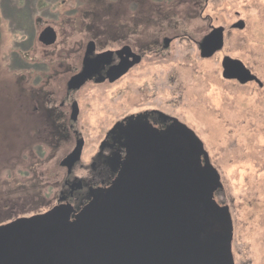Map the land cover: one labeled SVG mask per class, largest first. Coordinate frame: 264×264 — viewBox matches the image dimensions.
<instances>
[{"label":"rangeland","instance_id":"rangeland-1","mask_svg":"<svg viewBox=\"0 0 264 264\" xmlns=\"http://www.w3.org/2000/svg\"><path fill=\"white\" fill-rule=\"evenodd\" d=\"M0 7L9 12L0 49L9 58L17 55L13 42H20L16 57L65 55L69 41L75 52L97 30L116 47L114 37L127 36L135 25L131 42L144 55L143 61L120 81L101 86L98 94H82L85 111L75 127L85 140L82 162L89 163L99 150L112 115L161 106L199 134L221 174L223 190L217 197L230 207L235 263L264 264V0H0ZM41 7H49L50 19L60 31L55 48L49 51L37 44V27L22 24L19 18L29 12L33 21ZM239 19L245 28L232 29ZM211 26L225 27L224 47L211 58H201L197 41ZM165 36L177 39L167 50H160ZM225 55L243 61L261 84L224 78L221 62ZM28 78L22 84L14 80L24 90L0 81L7 103L17 102L20 95L30 103L25 96L32 86ZM0 114L12 115L1 101ZM12 127L14 131L16 126ZM47 130L42 127L36 134L40 146L36 139L15 149L4 148V140L0 142V153L8 151L5 159L0 156V169L4 168L0 170V220L27 213V207L29 212L33 207L43 211L44 202L57 194L52 178L56 183L63 176L59 165L73 149L75 137L67 126H48ZM12 133L10 128L8 135ZM13 154L15 162H11ZM76 173L83 174L80 169Z\"/></svg>","mask_w":264,"mask_h":264},{"label":"water","instance_id":"water-1","mask_svg":"<svg viewBox=\"0 0 264 264\" xmlns=\"http://www.w3.org/2000/svg\"><path fill=\"white\" fill-rule=\"evenodd\" d=\"M245 25L239 20L232 28L242 30ZM56 40L52 27L40 34L47 45ZM224 41V27H215L202 43V57L222 49ZM134 57L127 67L139 61ZM222 66L226 79L258 81L240 59L226 56ZM77 113L74 107V119ZM175 121L163 135L127 143L119 175L74 220L70 205H57L34 219L3 226L16 231L9 248L17 246V254L0 250V264H236L230 207L215 197L223 188L221 175L212 167L202 139ZM83 147L81 138L63 165L79 161ZM27 223L38 225L40 239L25 229Z\"/></svg>","mask_w":264,"mask_h":264},{"label":"flooded vegetation","instance_id":"flooded-vegetation-1","mask_svg":"<svg viewBox=\"0 0 264 264\" xmlns=\"http://www.w3.org/2000/svg\"><path fill=\"white\" fill-rule=\"evenodd\" d=\"M159 8L161 9V6ZM6 10L7 8L0 7L1 51H3L2 33L5 23L4 20L9 14V12H6ZM37 12L38 13L36 14V17H32L33 21L31 20L29 12L19 14V18L22 24H33V26L37 27V44L41 47V49H43V51H49L54 49L57 44L60 32L58 30L59 27L56 22H54V20L50 19L51 14L49 13V7H41L40 11L38 9ZM48 27L54 28L57 33V40L51 45H47L40 41V34ZM214 28L215 26L209 27V30L200 38V40L197 41L201 58H211L222 50H218L210 57H202L201 55L202 43ZM129 30L130 32L127 36H123L119 39L116 38L117 42H114L116 40L114 37L115 40L113 39L112 42L114 44H118L116 47L110 44L111 41L109 39L102 38L100 36L101 32L97 30L95 34H88V36L83 39V44L80 46V48H77L75 52L70 50L71 41L68 40L70 43V48L65 55L53 53L41 55L19 54V57H16L18 55V49L20 48V42H13V44H17V49L15 48L16 50H13L17 53V55H12L9 58V55H3L0 51L2 56H0V81L2 80L5 84L8 82L9 84L16 85L18 87L19 85L14 82L15 79L20 81L22 84L25 78L29 77L28 79H30V83L32 84V86L29 87L30 92L25 91V96L31 99L30 103H26V101L24 102L21 95L18 96L16 100L17 102L7 103L4 97L6 90L4 92L0 90V101L3 102L5 110H12V115L10 116L0 114V142L4 140V148H8L7 145H9L15 149L18 148L22 143L23 145H25V143H31L30 141L32 139H36V142L40 146L41 139L36 137V134L39 132V130L44 127L46 131H50L47 130L48 126H55L58 128V126L61 125L69 127L71 132L74 134V149L77 141L81 138L84 139L81 131L75 128L77 124H79L82 113L85 111L83 109L84 105L82 103V94L86 97H91L94 94H98L104 85L113 84L120 81L143 61L144 55L135 49V45H133L131 42V38L135 36V25L130 26ZM225 31L226 30L224 27V36ZM166 39H169L170 41L166 42ZM175 39L177 38L165 36L161 41L162 49L160 48V50H167L170 48L172 42ZM125 47H128L129 50H124ZM21 49H23V45L21 46ZM134 55L139 58V61L127 67L132 61L135 60ZM226 56L227 55L223 57L221 65ZM15 59H17V61H15ZM15 62L17 65L13 66L12 64ZM25 74H27L26 77ZM255 82L261 84L259 78L258 81L255 80ZM19 89L24 90V87L19 86ZM81 103L83 107L81 106ZM74 107L78 109L76 119L73 118ZM112 117L113 118H111L108 122V126H110L109 129L106 130L105 135L101 140L99 150L94 153L89 163L82 162L85 140L79 161H77L71 167L68 165H63V161L66 157L65 156L64 160L60 162V172L63 176L56 183H54L55 180L52 178L54 181L53 185L55 184V186H57L58 192L52 197L50 201L46 203L44 202V204L47 206V209L45 208L43 211H37L33 207V210L29 212L31 209L27 207L29 209L27 213L7 215L5 218L0 220L1 251L5 250V253H9V249H11L15 254H17V246L15 248H9L11 243L10 241L12 238H14V233L16 231L10 230L8 226L4 229L3 226L13 222H20V220L23 219H34V217L38 214L46 213L57 205H70L74 209L70 215V220H74L76 215L92 200L94 195L99 191L111 186L113 181L119 175L120 166L122 163H124L128 156L127 143L134 139L146 140L155 134L163 135L171 127L177 125L175 121L176 119L180 120L182 123H185L177 116L169 114L161 106H153L145 109L140 108L129 112L123 111V113H120L117 117H114V115H112ZM102 119H99V121ZM185 124L188 125L187 123ZM12 126H16L14 131V127ZM188 126L190 127V125ZM5 127L9 128L3 131ZM10 128L11 132H13L11 137L8 135ZM20 132L23 133L20 134ZM196 134L199 136L197 132ZM10 143H13V145ZM31 145L32 144H30L28 147L23 146L22 149L29 148ZM0 152H2L1 149ZM7 154L8 151H5V154L0 153V156L1 158L5 159L4 156ZM11 157L13 159L11 162H15L17 160L15 154H13ZM200 160L201 165L204 166V158H201ZM6 163H8V160ZM211 165L214 167L212 162ZM7 166L8 165L5 166V169H8ZM3 169L4 168L0 170ZM78 169H80L83 174L78 175L76 173V170ZM36 179H38V177ZM222 190L223 188L218 189L215 192V197L221 205H224V203L220 202L217 197ZM26 204L29 205V203ZM21 223L23 225V222ZM37 226L35 224H28L27 228L25 229L27 231L32 230L35 238L40 239L41 232L40 228ZM0 254L2 255V252H0ZM13 264L23 263L19 260H15ZM27 264L37 263H33L29 260Z\"/></svg>","mask_w":264,"mask_h":264}]
</instances>
